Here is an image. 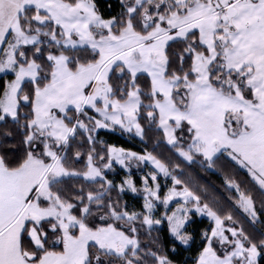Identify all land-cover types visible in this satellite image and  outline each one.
Returning <instances> with one entry per match:
<instances>
[{
    "label": "snow or ice",
    "instance_id": "6c2138e0",
    "mask_svg": "<svg viewBox=\"0 0 264 264\" xmlns=\"http://www.w3.org/2000/svg\"><path fill=\"white\" fill-rule=\"evenodd\" d=\"M261 258L264 0H0V264Z\"/></svg>",
    "mask_w": 264,
    "mask_h": 264
},
{
    "label": "trees",
    "instance_id": "16d2710c",
    "mask_svg": "<svg viewBox=\"0 0 264 264\" xmlns=\"http://www.w3.org/2000/svg\"><path fill=\"white\" fill-rule=\"evenodd\" d=\"M105 139H107L109 142L116 144L118 146H123L125 148H131L134 150H140V144L135 139H129L124 135H121L119 132L116 133H108L105 136ZM205 179H214L212 177H205ZM130 206L133 204H138V200H134L131 197H128ZM207 224V220L205 219H197L192 225L189 226V231H198L199 228L204 227ZM196 249V244L193 243L191 248L188 251H182L180 253L179 258L183 259L184 256H190L192 253H194ZM175 258V257H174ZM261 264H264V258H261Z\"/></svg>",
    "mask_w": 264,
    "mask_h": 264
},
{
    "label": "rangeland",
    "instance_id": "374dc122",
    "mask_svg": "<svg viewBox=\"0 0 264 264\" xmlns=\"http://www.w3.org/2000/svg\"><path fill=\"white\" fill-rule=\"evenodd\" d=\"M133 173H134V175L136 176V178L138 179V177H139V172L134 168L133 170ZM198 219H203V218H198ZM206 220V219H205Z\"/></svg>",
    "mask_w": 264,
    "mask_h": 264
}]
</instances>
